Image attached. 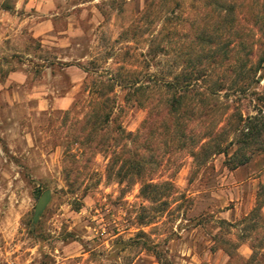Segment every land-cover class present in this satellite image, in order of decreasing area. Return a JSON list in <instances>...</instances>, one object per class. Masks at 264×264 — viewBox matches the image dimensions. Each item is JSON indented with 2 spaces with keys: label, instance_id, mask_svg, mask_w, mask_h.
I'll return each mask as SVG.
<instances>
[{
  "label": "rangeland",
  "instance_id": "rangeland-1",
  "mask_svg": "<svg viewBox=\"0 0 264 264\" xmlns=\"http://www.w3.org/2000/svg\"><path fill=\"white\" fill-rule=\"evenodd\" d=\"M55 1L52 37L0 39V264L5 253L15 264H264V149L230 171L210 146L234 139L239 116L261 106L264 71L243 87L235 57L240 40L247 53L255 43L254 65L264 37H219L218 47L230 43L221 48L228 61L204 67L223 89L197 82L193 112L177 124L155 85L180 71L185 53L201 54L194 29L215 25L209 9L192 0ZM257 1L244 3L247 17ZM158 46L165 50L150 61ZM13 72L25 83L10 82ZM66 96L67 105L55 103ZM117 126L141 130L143 149L120 142L113 154ZM136 152L145 166L131 177L123 160Z\"/></svg>",
  "mask_w": 264,
  "mask_h": 264
},
{
  "label": "trees",
  "instance_id": "trees-1",
  "mask_svg": "<svg viewBox=\"0 0 264 264\" xmlns=\"http://www.w3.org/2000/svg\"><path fill=\"white\" fill-rule=\"evenodd\" d=\"M246 1L248 0H192V2H198L204 5V8L209 9V16L215 18L216 22L215 25L212 24V26L205 23L201 28L194 29L196 37H200L201 39L198 43L201 46V54L191 57V50L189 49L190 51L185 53V58L181 61L183 65H181L182 67L180 71L172 77H169V79L168 77H165L166 79H163L161 83L155 85L157 90L160 89L162 92L167 93L168 96L164 102L167 107L166 111L175 123L187 116L191 111L193 112V109H188L189 106H191L190 103L192 101L191 87L196 85L197 82L205 79V83L208 82V85L210 84L209 86L217 88V91L223 89L222 80H218L217 78L214 79V69L207 71V67H204L206 61L208 67H210L211 64H217L216 62L218 61H215L216 59H225L228 61V52L221 51V48L223 46L229 48L230 43L226 42L223 43L221 47H218L220 44L219 37H264V0H258L255 2L256 9L249 17H247L248 13L243 9ZM193 4L194 3L191 5L193 6ZM148 6L150 7V3ZM259 40L257 41L259 43L256 44V49L260 50L261 55L258 61L249 67L248 62L249 59L251 60V57H253L252 49L254 48L255 43H252L249 46L250 52L248 53L245 51L247 45H245L246 43L244 41L240 40L238 44H236L237 48H239V53H237L235 57V62L238 63L236 78L244 83L243 87L247 85L246 77L253 76V74L259 70L264 71V38ZM151 43L154 44V40H151ZM182 46L178 49L182 50ZM164 50V47L158 46L155 49H152L151 47L149 50V57L151 56L150 61H154L158 53L161 54ZM180 58H182V56ZM227 63L231 64L230 61ZM258 82L259 80L256 81V83ZM257 100L260 102L261 106L256 115L247 116L246 118H243L241 115L239 116L233 130V133L235 134L234 139L223 145L218 141H216L218 143L210 145L209 139V142L205 141L201 145V147L210 145L212 155L223 154V164L230 171L246 165L253 156L262 152L264 149V147H262L264 143V95ZM155 107L157 108H155L154 112L151 114L156 112L159 105L156 104ZM98 120L99 116L97 115L95 116L94 125H99ZM106 120L108 121V117H106ZM115 132L117 137L115 139L114 150L112 151L113 154H115V149L118 148L120 142H123L122 145H124V147L128 142H131L133 144L135 143L139 149H143L145 141L141 142V130H138L135 134L131 132L126 133L120 126H117ZM234 146H236L234 151L229 153V149ZM114 163L116 164V159ZM124 165L129 166L131 177H140L145 166L139 152H136L133 157L123 160L122 167H124ZM119 173L120 170L117 171L116 175L120 178L121 175ZM123 174V176L127 175V170L126 172H123ZM121 181L122 178H120L119 182ZM262 205L263 204L259 203L255 209L261 211ZM37 220L38 219L32 222L31 226L36 225ZM252 258L253 257L245 263L250 264Z\"/></svg>",
  "mask_w": 264,
  "mask_h": 264
},
{
  "label": "crops",
  "instance_id": "crops-1",
  "mask_svg": "<svg viewBox=\"0 0 264 264\" xmlns=\"http://www.w3.org/2000/svg\"><path fill=\"white\" fill-rule=\"evenodd\" d=\"M55 2V0H0V4H5L4 8L0 9V39L2 37H25L28 34L31 37H52L53 29L50 18L55 9ZM40 17L43 20L37 19ZM26 78L23 72H13L9 76L10 82L19 84L25 83ZM39 100V103L44 105L49 99L41 96ZM69 100L66 96L57 98L55 103L67 105Z\"/></svg>",
  "mask_w": 264,
  "mask_h": 264
},
{
  "label": "water",
  "instance_id": "water-1",
  "mask_svg": "<svg viewBox=\"0 0 264 264\" xmlns=\"http://www.w3.org/2000/svg\"><path fill=\"white\" fill-rule=\"evenodd\" d=\"M49 200V192L46 191L44 192L37 200L35 207H34V215H33V220L35 221L40 213L43 211L45 208L47 202Z\"/></svg>",
  "mask_w": 264,
  "mask_h": 264
},
{
  "label": "built area",
  "instance_id": "built-area-1",
  "mask_svg": "<svg viewBox=\"0 0 264 264\" xmlns=\"http://www.w3.org/2000/svg\"><path fill=\"white\" fill-rule=\"evenodd\" d=\"M1 249H0V260H1ZM15 260L16 258L9 256L5 253V255L3 256V261L5 264H15Z\"/></svg>",
  "mask_w": 264,
  "mask_h": 264
}]
</instances>
